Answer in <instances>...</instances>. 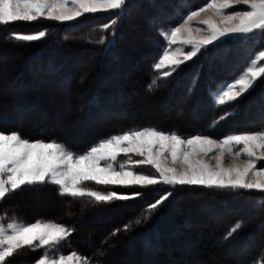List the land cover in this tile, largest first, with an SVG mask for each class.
Instances as JSON below:
<instances>
[{
  "label": "rangeland",
  "instance_id": "rangeland-1",
  "mask_svg": "<svg viewBox=\"0 0 264 264\" xmlns=\"http://www.w3.org/2000/svg\"><path fill=\"white\" fill-rule=\"evenodd\" d=\"M154 1L165 11L162 13L166 17L162 18L161 13L156 12L148 14L144 9L150 23L163 21L155 24L156 28L175 24L177 20L173 19L174 16L188 8L195 10L205 2L183 0L188 6L185 8L179 6L180 0ZM170 9H173L172 14L168 11ZM136 22L134 19L133 23ZM46 23V27L61 25L40 19L17 22L10 30H0V131H16L32 141L55 140L80 154L110 135L131 128L156 127L182 137L204 134L218 140L229 134L261 130L264 121V78L258 79V86L250 95L239 100L235 114L220 121L215 128L210 127V122L230 111L234 105L228 103L213 109L206 90L210 82L215 86L217 82L238 77L255 54L264 50V43L225 45L204 62L205 75L197 67L190 69L189 82L186 80L176 87L174 81L177 75L174 74V78H169L163 89H158L150 98L145 96L141 87L130 86L127 82L135 67L133 64L142 60L144 54L128 59L125 53L121 57L122 65L116 64L117 56L111 55L106 62L105 77L95 83L97 87L86 91L79 86V79L83 76L64 70L60 61L70 60L71 67L76 71L84 66L88 53L79 54L75 61L58 51L53 55L55 50L50 52L52 45L64 46L58 40L34 54L28 52L29 48H34L42 40L27 43L10 39L13 32L32 34L43 30ZM142 29L124 31L118 41L126 42L125 48H116V52L138 48L144 36L140 32ZM48 35L56 36L49 30ZM107 38L113 40L112 35ZM162 42L159 36L158 46H155L156 57L150 64L152 78V64L157 59ZM184 50L189 51L190 48L185 47ZM260 63L264 66V62ZM198 72L199 82L189 94L187 89ZM157 75L154 73V76ZM164 96V100L160 101ZM240 147L236 146V149ZM125 159L123 154L118 157L119 162ZM133 159L139 157L133 156ZM226 160L230 162V157ZM260 165H264V161L258 162V167ZM134 171L155 174L150 166H139ZM85 186L102 192L141 191L146 196L128 201L125 207H121L118 201L111 205H96L87 197L75 201L69 197L61 198L56 186L46 185L16 193L11 197L12 204H8L11 207L1 210H5L9 218L15 216L26 223L52 221L74 228L73 234L61 242L58 250L64 255L76 251L91 257V264H264V205L257 206L264 194L255 190L230 193L184 186L182 190L174 191L170 199L151 214L150 219L136 224L135 220L144 215L147 205L168 191L169 186H104L94 182H86ZM14 197L20 200H14ZM9 200L6 199L5 203ZM116 204L119 205L114 206ZM106 206L110 211L105 212ZM154 217L160 219V223L144 230L143 224ZM238 220H243L244 226L231 239L224 241L223 237ZM129 222L130 231L121 230L117 235H111L115 229H122ZM132 234L141 236L130 238ZM25 249L10 258V264H35L46 251L40 248V251H32L31 256Z\"/></svg>",
  "mask_w": 264,
  "mask_h": 264
},
{
  "label": "snow or ice",
  "instance_id": "snow-or-ice-1",
  "mask_svg": "<svg viewBox=\"0 0 264 264\" xmlns=\"http://www.w3.org/2000/svg\"><path fill=\"white\" fill-rule=\"evenodd\" d=\"M128 4L129 0H0V30H10L17 22L40 19L71 25L85 15L110 13L109 22L101 25L100 30L111 29L113 40L101 36L95 43L114 45L117 29L128 14ZM179 6L188 7L183 0ZM173 19L177 20L175 24L157 28L163 42L152 64L158 75L148 85L150 92L159 87L160 80L167 81L174 78V74L178 75L180 66L198 55L200 59H209L225 45L264 43V0H205L197 9L188 8ZM47 34L46 28L32 34L13 32L10 39L32 43L47 38ZM176 45L179 46L174 47ZM185 47L190 50L185 51ZM260 62H264V50L258 51L235 79L217 82L215 86L209 83L206 91L213 109L228 103L234 105L210 122L211 128L234 115L239 100L250 95L258 86V79L264 78V66ZM199 78V72L194 74L187 89L189 94ZM236 146L242 147L237 150ZM121 154L126 157L123 162L118 161ZM226 157H230V162ZM260 161H264V121L261 130L229 134L219 140L204 134L182 137L156 127L131 128L110 135L80 154L55 140L32 141L16 131H0V202L18 192L35 190L36 186L53 185L61 198L75 201L87 197L96 205L118 201L125 207L128 201L144 193L102 192L86 187L85 183L169 186V190L147 205L144 215L135 220L140 224L150 219L174 191L184 186L230 193L255 190L264 194V165L258 167ZM139 166H150L155 174L135 172L134 168ZM259 205H264V198L258 201ZM243 226L244 221L238 220L223 240L231 239ZM121 230L130 231L131 222L122 229H115L111 235ZM74 231V228L52 221L26 223L15 216L9 218L4 212L0 214V264H10V258L25 248L30 251L46 249L35 264H91V257L76 251L69 255L59 252L58 246Z\"/></svg>",
  "mask_w": 264,
  "mask_h": 264
},
{
  "label": "trees",
  "instance_id": "trees-1",
  "mask_svg": "<svg viewBox=\"0 0 264 264\" xmlns=\"http://www.w3.org/2000/svg\"><path fill=\"white\" fill-rule=\"evenodd\" d=\"M144 9L146 10L148 14L151 12L161 13V17L166 18L164 16L165 11L159 8V6L155 3L154 0H129L128 14L121 21L117 29V32L115 35L116 37L115 45L104 46V45H99L95 43V41L98 40L100 36L108 37L111 35V32H112V30L107 31V32L100 30L101 25L109 22V17L111 14L110 13H99V14H95V16L85 15L84 17H80L77 21L72 22L71 25L64 24V25H58L57 27L53 25H49V27H46L47 23L44 24L43 26H45L46 29L51 31L52 34H56V36L52 37V35H48L47 38L42 39L41 43L37 44L34 48H29L28 52L38 54L42 52V50H44L48 46L52 45L58 40H61L64 46L54 44L50 47V52L55 50L53 52V55H56L58 51L62 54L68 55L69 58H71V60L74 59L75 61L76 56H78L79 54L88 53L87 54L88 59L87 61H85L84 66L79 67L78 69H76V71H74V68L71 67L70 60H67L68 63L66 60L60 61L61 62L60 67L65 68L64 70H67V71L70 70L71 72H75V74L78 75L79 77L83 76V79L82 78L79 79V86L81 89H85L86 91H88L91 88L97 87L95 86V83H98L105 77L104 70L106 66L108 65L106 64V62L111 55L117 56V60L115 61V63L122 65L121 57L125 53H127L128 59L135 57L138 54H144L145 56L143 57L142 60H139V62H137L136 64H133V66L135 67L132 70V75L127 79V82L129 83L130 86L141 87V89L145 92V96L151 98L155 96V92L158 89L160 88L163 89L162 87L168 82L169 79L167 81L160 80L159 87H154L153 91L151 92L148 91V85L150 84L151 80L154 78V73H156L155 71L154 73H152L153 78L150 76L151 72H153L151 71L150 64L153 62V60L156 57V47L155 46H158L156 42L159 37V36L157 37V32H156L157 28L154 27V25L159 22H163V21L154 20V21H151L150 23V21L147 20L148 19L146 17L147 13L145 12ZM172 10L173 9H170L168 11H170V13L172 14ZM162 11L164 13H162ZM134 19L137 20L136 23H133ZM139 28L144 29L140 31L144 35L142 36V42L140 43V46L138 48H135V50H127V51L121 50L122 51L121 53L119 50L118 52H116L117 49H120L121 47L125 48V43H126V42H119L118 38L123 37L121 35L124 34L126 30L130 32L132 30H137ZM57 30L59 31L57 32ZM57 36L62 39L60 38L57 39L56 38ZM152 37L156 39L152 40ZM89 40L93 42L89 43L88 42ZM206 60L207 59H200V57L198 56L194 58L191 62L180 66L181 70L174 81L177 83L176 87L178 85L181 86L182 83L186 82L187 78H189L190 76V69H195V67H197L199 70H201L202 75H205L206 74L205 72ZM184 78H186L185 81H184ZM187 82H189V80H187ZM165 97L166 96L162 97L160 101H163ZM138 124L143 125V123H138ZM9 199L10 200L7 203H5L6 200L4 202H1L0 214H3L4 212H6L5 210H1V209H4V207L5 208L11 207L9 205H11L13 201L11 200V198ZM14 200H20V199L18 197H14ZM3 203L5 204L3 205ZM117 205L119 204H116L114 206H117ZM108 208L109 206H106V208L104 209L105 212L110 211V209ZM162 219L163 218H161V221ZM158 223H160V219H157L156 217H154L152 220L143 224L144 225L143 229L144 230L151 229L155 224H158ZM138 228L136 230H138ZM137 236H141V235L132 234L130 238H135ZM26 249H25V252L33 256V252L28 249L26 250ZM37 251H40V250L38 249ZM17 259H20V257H17Z\"/></svg>",
  "mask_w": 264,
  "mask_h": 264
},
{
  "label": "bare ground",
  "instance_id": "bare-ground-1",
  "mask_svg": "<svg viewBox=\"0 0 264 264\" xmlns=\"http://www.w3.org/2000/svg\"><path fill=\"white\" fill-rule=\"evenodd\" d=\"M31 66V65H30ZM4 83V82H3ZM132 114V113H131Z\"/></svg>",
  "mask_w": 264,
  "mask_h": 264
}]
</instances>
